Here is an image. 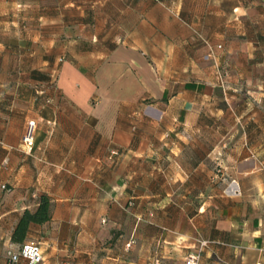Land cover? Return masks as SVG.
I'll use <instances>...</instances> for the list:
<instances>
[{
	"label": "crops",
	"instance_id": "0c3cea01",
	"mask_svg": "<svg viewBox=\"0 0 264 264\" xmlns=\"http://www.w3.org/2000/svg\"><path fill=\"white\" fill-rule=\"evenodd\" d=\"M43 193L42 264H264V0H0V264Z\"/></svg>",
	"mask_w": 264,
	"mask_h": 264
},
{
	"label": "built area",
	"instance_id": "2783aa9c",
	"mask_svg": "<svg viewBox=\"0 0 264 264\" xmlns=\"http://www.w3.org/2000/svg\"><path fill=\"white\" fill-rule=\"evenodd\" d=\"M218 47H222V44H218ZM37 121L35 119H30L27 122L24 134H23V144L27 151H32L35 146V136L37 131ZM6 187V185H3ZM205 242H202L198 247H196L184 261L180 264H200L201 254ZM7 264H42L44 260V253L40 242L36 240L25 241L18 248H8L7 249ZM152 264H172L164 263L160 258H156ZM257 264H261L258 262Z\"/></svg>",
	"mask_w": 264,
	"mask_h": 264
},
{
	"label": "trees",
	"instance_id": "16d2710c",
	"mask_svg": "<svg viewBox=\"0 0 264 264\" xmlns=\"http://www.w3.org/2000/svg\"><path fill=\"white\" fill-rule=\"evenodd\" d=\"M51 209V198L45 193L41 194L38 207L35 210L25 209L20 215L12 233V241L22 245L25 242L30 225L49 220L51 218Z\"/></svg>",
	"mask_w": 264,
	"mask_h": 264
}]
</instances>
